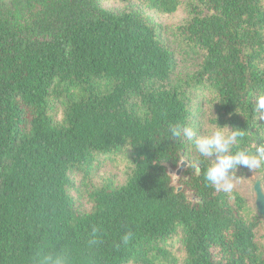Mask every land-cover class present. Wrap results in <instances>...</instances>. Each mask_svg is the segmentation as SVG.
<instances>
[{"label": "trees", "instance_id": "1", "mask_svg": "<svg viewBox=\"0 0 264 264\" xmlns=\"http://www.w3.org/2000/svg\"><path fill=\"white\" fill-rule=\"evenodd\" d=\"M101 1L21 0L23 16L0 5V264H180L175 251L184 264H264L263 217L208 185V158L169 133L217 122L242 132L233 153L264 140V0H114L136 6L118 13ZM182 7L172 36L197 53L183 77L151 19ZM123 151L124 183L92 184Z\"/></svg>", "mask_w": 264, "mask_h": 264}, {"label": "clouds", "instance_id": "2", "mask_svg": "<svg viewBox=\"0 0 264 264\" xmlns=\"http://www.w3.org/2000/svg\"><path fill=\"white\" fill-rule=\"evenodd\" d=\"M253 113L258 122H264V93L256 94ZM212 128L213 130L208 134L197 135L191 126L177 123L170 125L169 133L172 138L182 137L190 141L200 157L208 158L209 164L204 171V180L217 191L229 193L234 186L235 169L241 166L249 170L264 167V140L254 144V151L240 149L233 153L231 147L242 136V132L239 129L229 131L227 127L218 126L217 122ZM193 166L199 171V161H195ZM130 238L131 233H126L122 237V243L127 244ZM39 264H68V262L65 256L57 254L43 256Z\"/></svg>", "mask_w": 264, "mask_h": 264}, {"label": "rangeland", "instance_id": "3", "mask_svg": "<svg viewBox=\"0 0 264 264\" xmlns=\"http://www.w3.org/2000/svg\"><path fill=\"white\" fill-rule=\"evenodd\" d=\"M185 1V0H183ZM1 8L8 13L11 12L14 15L23 16L27 13V9L24 7L21 0H0ZM101 6L114 13L131 10L136 7L135 5H127L123 3L116 2L114 0H102ZM187 12L186 8L182 7L177 13L171 16L163 17H151V19L160 25L163 29L162 34L163 38L167 41V44L174 51L175 58L177 61V68L175 73L178 76L183 77L186 74L191 73L195 68V61L197 58V53L191 52L185 46L180 45L178 38L172 36L173 29L181 23L186 17ZM174 32V31H173ZM209 133V132H208ZM123 151L119 154L116 163H106L107 165L103 167V170L100 173V177L94 179L92 184H99L102 179L107 181H112L114 185H121L124 183L127 175V161L128 155ZM173 185L179 187L175 171H172ZM258 178V174L252 170H235V179L233 180V189L232 191L237 192L244 200L255 206V193H254V182ZM90 187V185H89ZM75 199L83 205V209H89L90 205L87 203V190L86 188L80 189L78 193H73ZM257 241L264 251V224H260L257 229ZM173 257L177 260H180V264H184L182 261V255L173 253Z\"/></svg>", "mask_w": 264, "mask_h": 264}, {"label": "water", "instance_id": "4", "mask_svg": "<svg viewBox=\"0 0 264 264\" xmlns=\"http://www.w3.org/2000/svg\"><path fill=\"white\" fill-rule=\"evenodd\" d=\"M184 166H185V163L182 162L180 164V167L178 168V170L175 173L176 176H178L180 174L181 169ZM178 190H180V188ZM254 193H255V208H256V211L264 219V194L262 192V189H261V186H260V182H258V181L254 184Z\"/></svg>", "mask_w": 264, "mask_h": 264}]
</instances>
